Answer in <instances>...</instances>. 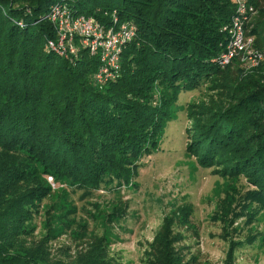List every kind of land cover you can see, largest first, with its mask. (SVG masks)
<instances>
[{
  "label": "trees",
  "instance_id": "obj_1",
  "mask_svg": "<svg viewBox=\"0 0 264 264\" xmlns=\"http://www.w3.org/2000/svg\"><path fill=\"white\" fill-rule=\"evenodd\" d=\"M63 1L105 28L114 17L134 29L118 78L102 89L93 79L99 62L86 50L65 58L48 46L55 33L41 19ZM247 1L253 16L246 32L263 49L264 0ZM234 10L232 0H0V264L55 263L52 207L34 235L35 217L52 195L46 176L81 192L128 183L131 163L155 142L152 129L168 118L179 92L217 77L225 81L217 100L227 107L191 119L194 142L206 144L198 146L204 164L229 156L225 169L253 182L248 201L264 209L263 68L244 73L236 59L223 69L214 63ZM155 93L162 100L152 107ZM182 238L164 224L147 264H190ZM103 243L92 236L78 264H122L101 260ZM233 252L223 264H234Z\"/></svg>",
  "mask_w": 264,
  "mask_h": 264
},
{
  "label": "rangeland",
  "instance_id": "obj_2",
  "mask_svg": "<svg viewBox=\"0 0 264 264\" xmlns=\"http://www.w3.org/2000/svg\"><path fill=\"white\" fill-rule=\"evenodd\" d=\"M224 82L217 77L179 92L168 118L152 129L155 142L131 163L128 183L81 192L70 182L45 177L52 195L35 217L34 235H41L44 213L52 207L54 264H78L92 236L104 240L102 261L147 264V252L164 224L182 234L179 246L185 261L194 258L190 264H223L231 246L234 264H264V209L248 201L256 187L246 176L228 173L229 156L217 161L213 156L204 164L198 146L206 144L194 142L191 119L217 105L227 107L226 99L217 100ZM160 100L155 93L150 105L157 107Z\"/></svg>",
  "mask_w": 264,
  "mask_h": 264
},
{
  "label": "built area",
  "instance_id": "obj_3",
  "mask_svg": "<svg viewBox=\"0 0 264 264\" xmlns=\"http://www.w3.org/2000/svg\"><path fill=\"white\" fill-rule=\"evenodd\" d=\"M232 2L235 10L227 28V44L214 63L223 69L236 59L244 73L263 68L264 77V48L257 49L253 37L246 32L253 16V7L247 0ZM44 19L50 23L55 33V39L48 40L51 50L67 58L76 57L81 48L90 57L97 59L99 64L93 79L98 89L118 78L122 49L134 37L132 26L118 23L113 17L112 24L105 28L104 24H99L93 18L77 15L65 1L53 4L41 20ZM48 181L53 185L51 177H48Z\"/></svg>",
  "mask_w": 264,
  "mask_h": 264
}]
</instances>
